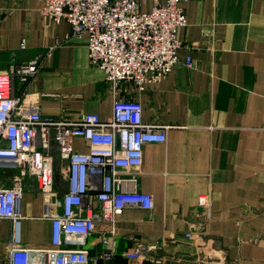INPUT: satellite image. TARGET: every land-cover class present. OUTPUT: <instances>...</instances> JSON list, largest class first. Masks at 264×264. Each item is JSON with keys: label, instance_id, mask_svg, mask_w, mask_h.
Wrapping results in <instances>:
<instances>
[{"label": "crops", "instance_id": "1", "mask_svg": "<svg viewBox=\"0 0 264 264\" xmlns=\"http://www.w3.org/2000/svg\"><path fill=\"white\" fill-rule=\"evenodd\" d=\"M43 5L0 0V71L20 62L39 66L28 82L17 79L19 97L38 98L44 115L98 113L102 119L112 116L115 96L136 98L146 123L168 127L165 143L146 144L137 183L154 207L131 206L117 217L113 260L101 258L106 223L84 244L63 248L87 253L91 264H186L189 258V264H264V0H188L179 62L143 91L130 83L113 89L91 63L86 39L68 37L65 21L50 23ZM153 5L149 0L147 9ZM75 148L89 150L83 138ZM67 189L61 170L52 195L28 186L19 264L41 261V251L56 248L46 214L63 209ZM202 195L209 199L208 219L198 207ZM191 231L202 237L187 238ZM10 243L11 225L3 220L0 264H11ZM154 245L151 257L126 255Z\"/></svg>", "mask_w": 264, "mask_h": 264}, {"label": "built area", "instance_id": "2", "mask_svg": "<svg viewBox=\"0 0 264 264\" xmlns=\"http://www.w3.org/2000/svg\"><path fill=\"white\" fill-rule=\"evenodd\" d=\"M43 1L41 12L50 23L65 21L68 37L86 39L91 63L104 71L113 89L130 83L143 91L146 83L165 79L179 62V32L188 23V0H154L150 10L145 8L149 0ZM187 65H193L191 57ZM38 71L36 62H20L0 71V223L8 220L11 225L10 262L19 264L16 246L21 243L26 178L52 195L57 164L68 189L62 196L63 209L46 214L53 222L56 248L41 251V261L20 264H91L87 253L63 247L84 244L98 223L109 227L103 233L101 258L112 261L117 217L131 206L154 207L153 196L140 191L137 183L146 144L165 143L168 127L146 123L142 103L121 96L114 97L108 119L98 113L44 115L38 98L16 94L17 79L26 83ZM76 138L86 141L87 152L76 150ZM11 171L16 173L9 174ZM198 207L208 219L206 195L199 198ZM186 237L202 235L191 231ZM156 248L138 247L126 255L147 258Z\"/></svg>", "mask_w": 264, "mask_h": 264}, {"label": "rangeland", "instance_id": "3", "mask_svg": "<svg viewBox=\"0 0 264 264\" xmlns=\"http://www.w3.org/2000/svg\"><path fill=\"white\" fill-rule=\"evenodd\" d=\"M145 8L147 9V5H146ZM60 168H61V166L59 164H57V169H56V171H57V173H56L57 178H59V175H60ZM15 173H16V171L9 172V174H12V175H14ZM26 182H27V184H28L29 187H31V186L34 185V181L30 177H27L26 178ZM26 191H27V189H26ZM189 260L194 262V260L192 258H189ZM185 261H187V260H185ZM198 261H199V263H201V261H202L201 258H199Z\"/></svg>", "mask_w": 264, "mask_h": 264}]
</instances>
